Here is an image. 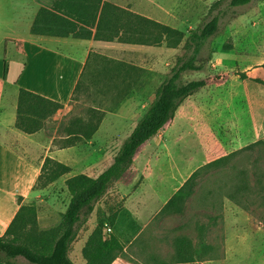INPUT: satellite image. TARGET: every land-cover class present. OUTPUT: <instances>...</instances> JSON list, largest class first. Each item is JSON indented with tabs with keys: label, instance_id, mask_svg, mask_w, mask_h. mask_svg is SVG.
Returning a JSON list of instances; mask_svg holds the SVG:
<instances>
[{
	"label": "rangeland",
	"instance_id": "obj_1",
	"mask_svg": "<svg viewBox=\"0 0 264 264\" xmlns=\"http://www.w3.org/2000/svg\"><path fill=\"white\" fill-rule=\"evenodd\" d=\"M134 5L150 13L156 8L160 22L182 30L186 36L191 29L219 16L218 34L198 57L201 69L183 72L182 79L188 82L226 71L229 80L219 86H205L186 98L172 125L142 147L124 177L96 204L72 246V259L83 260L82 241L107 217L108 207L122 205L112 228L124 242L117 253L122 264H264V143H257L264 140V0L235 7L228 6L227 0H168L162 8L151 3ZM27 34L24 30L22 35ZM4 35L0 28V55L5 56L7 65L0 91L10 96L15 92L10 82L20 75L26 59L14 42L2 41ZM128 45L131 47L123 48V54L115 51L99 61L90 81L78 85L68 112L58 119L59 137L51 149L60 151L72 174L97 176L112 163L170 69L190 54L183 42L176 48L165 43ZM91 108L103 113L98 130L90 139L62 148L65 139L59 128L72 118H86ZM55 114L45 125L58 121L53 120ZM215 140L228 153L236 154L225 165L199 173L183 209L162 212L172 195L204 165L206 151ZM240 170L246 172V186L235 190L231 178ZM64 178L49 191V195L57 196L50 202L58 213L70 197ZM35 187L41 188L39 184ZM232 193L233 198L229 197ZM45 201L33 202L38 212L49 207ZM13 203L22 204L21 198ZM201 223L210 246L205 261L210 262H177L175 241L189 237L197 244V226ZM4 232L5 227L0 226V235ZM17 262L30 264L24 259Z\"/></svg>",
	"mask_w": 264,
	"mask_h": 264
},
{
	"label": "trees",
	"instance_id": "obj_2",
	"mask_svg": "<svg viewBox=\"0 0 264 264\" xmlns=\"http://www.w3.org/2000/svg\"><path fill=\"white\" fill-rule=\"evenodd\" d=\"M254 1L258 0H227V5L242 6ZM219 30L220 17L213 16L210 21L191 29L186 36L178 28L107 0H54L50 8L41 7L38 10L30 29V33L34 35L92 37L97 41L145 46H160L165 43L170 48H176L183 42L184 49L190 54L187 58L178 59L170 69L169 75L156 89L149 108L123 141L112 163L97 176L79 173L65 180L70 199L57 225L41 229L36 207L33 204H18L17 212L4 234L0 235V252L3 254L0 256L1 262L19 264L18 259H24L30 264H122L117 253L124 248V242L112 230L122 205L109 206L107 217L100 220L88 234L81 249L83 262L78 263L72 259V246L78 241L96 204L124 177L138 158L142 147L172 125L180 104L205 86H219L229 80V73L226 71L211 73L202 79L188 82L182 79L183 72L201 69L202 66L197 64L198 57ZM240 75L245 78L244 74ZM62 107L60 102L20 88L15 125L24 133H36ZM102 119L103 113L94 108L88 110L86 118L70 119L59 128L60 135L65 139L61 147L73 146L76 141L90 139L98 130ZM257 143L262 144L264 140ZM235 154L228 153L215 140L206 151L204 165L193 172L172 195L162 212L183 209L186 199L192 195L194 180L199 173L204 169L225 165ZM71 171L69 165L47 156L36 184L41 188L47 187ZM245 177L246 172L240 170L231 178L235 190L245 188ZM229 197L233 198V193ZM204 227L202 223L197 226V244L189 237H180L175 241L174 258L177 262H202L209 259L210 246L205 241Z\"/></svg>",
	"mask_w": 264,
	"mask_h": 264
},
{
	"label": "crops",
	"instance_id": "obj_3",
	"mask_svg": "<svg viewBox=\"0 0 264 264\" xmlns=\"http://www.w3.org/2000/svg\"><path fill=\"white\" fill-rule=\"evenodd\" d=\"M107 1L160 21L155 16L156 8L154 13H150L139 10L134 3L140 7L151 3L162 8V4L168 0ZM53 2L54 0H0V28L4 29L5 34L2 41L14 42L15 49L20 48L26 59L20 75L10 82L15 86V92L6 96L1 95L3 91H0V226L5 227V230L19 208L18 204L13 203L15 198H21L22 204L46 200L49 207L43 212H38L41 229L51 228L60 222L61 214L66 210L70 197L58 213L52 204L57 196L49 195V191L59 180L44 188L35 187L43 161L49 156L63 162L59 156L60 151L51 150V146L59 137L57 130L60 120L68 112V104L77 86L90 81L99 61L112 56L115 51L123 54V48L131 47L119 42L97 41L92 37H56L30 33L38 10L41 7L50 8ZM24 30L28 32L26 36L22 35ZM6 69L5 56L0 55V85L6 79ZM20 88L31 90L65 105V108L60 109L53 117V120H60L48 122L40 131L33 134L19 130L15 124ZM41 152H45L42 158ZM71 172L65 174L64 188L65 180L75 175ZM86 239H83L81 248ZM81 262L83 260L78 263ZM0 264L6 263L0 261Z\"/></svg>",
	"mask_w": 264,
	"mask_h": 264
},
{
	"label": "built area",
	"instance_id": "obj_4",
	"mask_svg": "<svg viewBox=\"0 0 264 264\" xmlns=\"http://www.w3.org/2000/svg\"><path fill=\"white\" fill-rule=\"evenodd\" d=\"M109 230H111V228H109Z\"/></svg>",
	"mask_w": 264,
	"mask_h": 264
}]
</instances>
